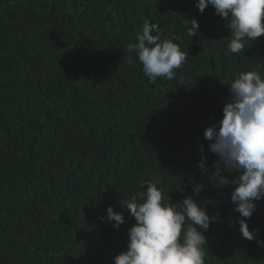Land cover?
<instances>
[{"label":"trees","instance_id":"1","mask_svg":"<svg viewBox=\"0 0 264 264\" xmlns=\"http://www.w3.org/2000/svg\"><path fill=\"white\" fill-rule=\"evenodd\" d=\"M196 2L0 0V264H114L137 223L124 207L134 195L143 202L146 182L169 204L204 185L196 199L220 214L204 232L205 264H264V200L247 220L258 230L249 241L235 186H212L222 165L204 137L223 118L234 79L264 77V36L238 54L203 56L225 18ZM145 21L188 53L173 80L150 83L127 52ZM109 206L125 218L118 229L101 219Z\"/></svg>","mask_w":264,"mask_h":264},{"label":"clouds","instance_id":"2","mask_svg":"<svg viewBox=\"0 0 264 264\" xmlns=\"http://www.w3.org/2000/svg\"><path fill=\"white\" fill-rule=\"evenodd\" d=\"M209 5L215 8L217 15L225 18L220 21L224 31L211 37L208 46L201 51L203 56L207 57L211 49L218 48L238 54L245 49V42H254L264 36V0L196 2L201 14ZM190 23L189 32L193 36L200 26L195 18ZM162 35L158 24L145 21L137 32L136 42L127 47L128 54L135 53L138 57L150 83L160 77L173 80L176 70L182 67L188 56L173 42L177 38H162ZM128 62L133 65L130 56ZM222 80V89L226 90ZM230 94L231 98L223 107V118L208 127L204 137L213 141L209 150L218 155L222 165L211 176L212 186H235L231 193L235 205L233 211L239 213L237 223L242 237L251 241L258 238V230H250L247 220L256 211L257 201L264 200V77L256 71L241 72L230 84ZM205 161L206 158H202L198 167L205 169ZM224 171L239 174L230 180L221 175ZM146 184V192L140 194L142 203H138L134 195L126 207L123 206L137 223L128 230L127 250L115 257L114 264H205L203 246L208 241L204 232L220 214L210 216L206 207L196 199L204 185L194 183V196L169 204L163 189L156 183ZM101 219L112 222L117 229L125 222L124 216L112 206L107 208V216ZM258 244L264 247V240H258Z\"/></svg>","mask_w":264,"mask_h":264}]
</instances>
